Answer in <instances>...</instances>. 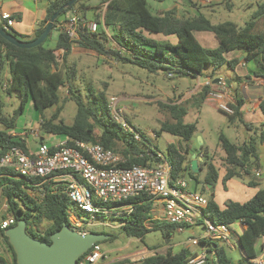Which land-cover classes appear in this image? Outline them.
<instances>
[{
	"label": "trees",
	"instance_id": "trees-1",
	"mask_svg": "<svg viewBox=\"0 0 264 264\" xmlns=\"http://www.w3.org/2000/svg\"><path fill=\"white\" fill-rule=\"evenodd\" d=\"M69 0H51L46 8L45 17L34 36L36 38L45 28L48 19L63 4ZM149 0H76L71 6L61 10L46 39L33 48H19L5 40L0 35V67L4 62L9 66L10 79L7 90L14 91L20 98V105L14 115L9 119L0 117L6 127L14 126V119L20 113L25 102L30 99L34 108L41 113V131L50 132L59 137H72L84 142H99L105 148L122 153L126 158V166L133 164L146 165L156 160V147L147 143L137 145L136 139H141V132L123 129L125 126L115 121L108 108V101L100 93L89 91L90 98L83 100L81 92L74 84L76 67L68 64V56L72 52L73 44L88 50H94L100 55L108 56L119 62H129L146 69L148 72L164 70L174 76L187 75L192 77H213L214 70L227 63L234 69L237 59L226 60L224 53L233 48L245 49L246 60H254L256 70L254 76H264V3L259 4L255 14L242 26L232 21L211 23L204 15L179 16L174 10L153 12ZM76 14L82 19L78 30V38L71 40L59 25L71 15ZM94 20L97 23L95 31H89L85 22ZM0 25L3 21L0 19ZM111 28V33L109 29ZM57 31L53 47L45 45L52 31ZM193 30H209L214 33L219 41L216 48H206L199 44L193 35ZM145 31L176 35L177 42H161L145 35ZM8 32L18 38V35L8 27ZM111 40L115 45H108ZM59 51L60 57H58ZM240 78V77H238ZM243 79L250 80V75ZM239 80V79H237ZM67 87V97L76 105V112L71 123H66L58 118L62 110V98L59 95L61 87ZM209 87L204 86L201 103L206 100ZM89 93L87 94L89 96ZM235 102L232 104L233 114L223 112L228 122L232 125L243 123L247 131L252 129V124L245 122L242 116L244 100L238 91H234ZM208 101V100H207ZM215 106V103L211 100ZM202 103V104H203ZM56 105V110L51 117L44 118L43 111ZM216 107V106H215ZM264 107V101L261 103ZM171 115L176 123L164 124L161 129L172 135L179 136L188 141L196 131L193 123H183L181 118L186 113L182 108L177 109V104L171 105ZM57 122H55V120ZM124 126V127H123ZM131 135V134H130ZM134 137V138H133ZM248 136L241 143L230 141L224 135H219V145L223 150L222 167L224 173L221 177L225 183L233 177L253 175L251 168L260 167V158L257 143L264 138V133ZM42 136L36 141L44 142ZM11 146H18L25 152L29 151L27 140L20 135L0 130V156ZM196 157L201 152H194ZM189 148H178L174 144L167 146V159L172 165L171 178L179 177L181 173L190 168L187 162ZM203 154V153H202ZM205 156V155H203ZM207 165L205 181L211 185L219 178V173L212 161L203 160ZM199 166V165H198ZM199 168V167H198ZM191 170V169H190ZM191 172V171H190ZM192 173V172H191ZM39 178L16 176L8 167L0 169V194L5 200L6 211L14 217L13 226L20 219L26 220V231L32 237L50 242L51 233L59 230L64 223L69 224L67 211L74 207L62 187L57 185L52 188L45 182L42 187V198L38 200L30 195V190L38 191L33 186ZM254 181L249 184L256 185ZM124 202L132 204L129 212L121 214L117 219L121 221V230L128 237H140L151 229H160L165 239L170 237L171 230L177 225L166 222L152 223L146 226L150 218L152 197L142 193L131 197ZM205 217L215 223L233 224L239 222L244 228L240 233H235V244L241 250L243 257L239 264H253L255 258L263 249V245L256 249L260 238L264 237V187L258 188L252 196L243 202L228 201L219 206L213 195L208 198L203 209ZM5 219V215L2 216ZM2 219V220H3ZM42 221L48 224L42 232L38 228ZM0 227V264H16V257L8 237L4 231L8 228ZM210 245L213 255L205 264H231L224 248L218 241H205ZM99 243V242H98ZM195 253L182 247L177 252L167 250L165 253L147 255L137 264H186Z\"/></svg>",
	"mask_w": 264,
	"mask_h": 264
},
{
	"label": "rangeland",
	"instance_id": "rangeland-1",
	"mask_svg": "<svg viewBox=\"0 0 264 264\" xmlns=\"http://www.w3.org/2000/svg\"><path fill=\"white\" fill-rule=\"evenodd\" d=\"M95 1V0H94ZM202 3V2H196ZM205 2L214 9L220 11L222 20H231L242 24L244 21L251 19L253 14L258 9L259 4L264 3V0H214L213 3ZM150 8L155 6L150 3ZM152 9V8H151ZM94 21V20H93ZM57 36V31L53 30L45 45L54 46V41ZM28 41V40H24ZM30 41V40H29ZM60 52L58 55L60 56ZM76 67V79L74 84L81 92L83 100H88L91 96L89 91L100 93L108 101V108L112 118L125 125L123 129L130 131L128 137H132L133 130L141 132L142 138L136 139L135 143L144 146L147 143L154 146L161 153L167 155L168 144H174L178 148L194 150L196 153H203L201 159L197 156L199 170L192 172L189 169L181 173L180 176L187 182V190L197 192L207 198L210 197V185L205 181L207 173V165L203 160L212 161L215 165L219 178L211 185L213 187V200L223 206L226 202L232 200L243 202L247 200L253 192L260 187H264V179L260 178L261 183L256 185L248 184L249 179H256L253 175H244L241 177H233L222 182L224 169L222 167L223 150L219 145V135L222 134L230 141L241 143L248 136L258 135L260 124H255V128L250 131L245 129L235 130V127L230 125L227 116L216 110L211 104H202L199 99L187 98L183 95V90L190 87L194 82L182 78H171L170 76L159 74L157 72H148L146 69L134 65L129 62H119L108 56H103L94 50H74L68 56V64H73ZM229 72L225 66L220 68V73ZM10 70L6 62L0 67V117L9 119L14 115L15 110L20 105V98L14 91L6 89L9 83ZM199 80V78H197ZM185 84V86H184ZM176 86L175 88H172ZM67 87L60 88L59 95L64 99L68 94ZM89 93V96L87 95ZM180 96V97H179ZM185 96V97H184ZM179 99L182 102L177 105V109L182 108L186 113L181 118L183 123H193L196 125V131L191 139L185 144V141L179 136L170 134L161 129L164 124L176 123L172 117L171 105L174 100ZM186 99V100H185ZM206 100L209 101L206 96ZM62 110L58 118H62L66 123H71L75 112L76 105L73 101L67 99L60 101ZM56 105L49 107L43 111L44 118L51 117L56 110ZM41 113L36 110L32 102L27 100L23 110L18 113L14 119L13 127H6L0 121V130L10 132L13 135H21L27 140L30 148H36V139L43 137L47 144L59 139V135L41 131L42 123ZM58 119L55 120L57 122ZM39 132V137L34 138L30 131ZM245 136V137H244ZM134 138V137H133ZM35 139V140H34ZM202 140L204 144L202 145ZM201 149V150H200ZM191 158L187 154L188 159ZM192 173H191V172ZM11 215L6 211L5 200L0 194V222L2 216ZM121 214H97L95 217L86 215L85 222L87 227L92 232L102 233L106 238L99 241V244L106 254L108 259L101 261V264H137L138 261L152 254L165 253L167 250L176 251L173 247H185L187 249L194 248V245L188 243V238L193 234H199L200 230L184 228L178 230L177 227L170 232V237L165 239L160 229H151L145 233L142 238L128 237L121 230V221L117 219ZM164 222L156 220L154 223ZM46 221H42L38 232H42L47 226ZM149 227L152 223L148 224ZM232 229L238 230L236 225L231 226ZM232 242V240H231ZM174 245V246H173ZM224 250L231 259H237L239 254L235 250H230L223 244ZM139 248H145L144 251H137ZM149 250V251H148ZM259 250V248H258ZM264 263V248L260 251ZM259 252V253H260Z\"/></svg>",
	"mask_w": 264,
	"mask_h": 264
},
{
	"label": "built area",
	"instance_id": "built-area-1",
	"mask_svg": "<svg viewBox=\"0 0 264 264\" xmlns=\"http://www.w3.org/2000/svg\"><path fill=\"white\" fill-rule=\"evenodd\" d=\"M192 1L205 3L210 0ZM0 19L8 30L12 22L10 14L2 12ZM81 24L82 19L73 14L61 22L59 28L74 40L78 38ZM85 25L89 31L97 29V23L93 20L85 22ZM167 76L171 77L172 74L168 73ZM203 85L209 87L206 96L215 103L216 108L227 114L234 113L232 104L235 99L226 81L221 78L215 84L210 77H206ZM38 133L30 131L34 138L39 137ZM155 157V161L146 165L126 166L122 153L105 148L99 142H84L64 136L52 144L38 143L34 150L28 152L11 146L0 156V169L8 167L18 177L39 178L33 183L38 191L30 190V195L38 200L42 198V185L45 182L51 184L52 188L61 186L74 205L67 211L68 225L80 234L91 232L85 222L86 215L113 214L116 204L142 193L159 198L163 201L164 222L177 225L178 230L196 224L202 226L203 234L188 238V243L200 248L186 264H205L213 251L202 241L230 240L231 224L215 223L205 217L203 209L208 198L187 190V182L182 176L171 178L172 165L165 154L156 151ZM251 171L260 173L259 169L251 168ZM13 223L14 217L8 215L0 222V227L6 228ZM108 258V254L96 242L79 257L76 264H101ZM251 262L264 264L261 256L251 259Z\"/></svg>",
	"mask_w": 264,
	"mask_h": 264
},
{
	"label": "crops",
	"instance_id": "crops-1",
	"mask_svg": "<svg viewBox=\"0 0 264 264\" xmlns=\"http://www.w3.org/2000/svg\"><path fill=\"white\" fill-rule=\"evenodd\" d=\"M50 1L51 0H0V14L2 12H6L10 14L11 20H12L10 27L18 35L19 39L28 40V41L33 40L40 26L42 19L45 17L46 8ZM149 1L150 3L152 2L155 4V6L151 7L152 8L151 10L153 12H160L164 10H174L179 16H184V17L202 14L205 16V18H207L213 24L227 21V20L221 19L220 11H218L217 9H214L212 6H209L208 4L196 3V2H193L192 0H149ZM213 1L214 0H211V3H213ZM227 2H228L227 6H229V0H227ZM228 21H231V20H228ZM246 21H244L242 24L236 23L234 21L232 22L236 23L239 26H242ZM108 32L109 33L112 32L111 28L109 29ZM144 33L148 37L153 38L157 41L170 42L172 44L177 42L176 35L167 36L161 33H152L148 31H145ZM193 35L196 38V40L199 42V44L203 47L216 48L219 44V41L214 35V33L209 30H193ZM54 44H55V41H54ZM108 45L110 47H114L115 44L111 40H109ZM74 50H88V49L80 47L77 44H73L72 52ZM58 52L59 51H57V53ZM245 53H247L246 50L242 48H233L225 52L224 57L226 60L237 59L238 62L235 64L233 70L229 68L227 63L215 69L213 73L214 75L213 77H211V79L213 81V79L216 77L222 78L229 85V88L231 92L233 93V95H234L235 90L238 91L239 95L244 100L243 101L244 104L241 108L243 120L245 122L251 123L252 128H255L254 126L255 124H260L262 127L261 129H259V132L264 133V107L263 108L261 107V103L264 101V76L263 75L254 76L253 72L256 70V63L252 59L246 60L245 57L247 54ZM58 57L60 56L58 55ZM223 66L227 67L229 69V72L225 71L221 74L220 68H222ZM157 73L166 75L164 70H158ZM247 75H250L249 81L243 79ZM175 77L182 78L181 83H185L186 79L192 80L194 83L190 84V87H187L185 90H183V93H184L183 95L186 96V99L195 98V99H199V101L201 102V96L204 93L203 83L206 78L205 76L192 77V76H187V75H180V76H174L171 78H175ZM197 78H199V80ZM175 87L176 86H173L172 88H175ZM178 100L179 99L177 100L175 99L172 104L178 105L182 103V102H179ZM205 102L208 104H211L216 110H218L212 102L207 101V100H205ZM232 126L235 127V130H237V128L240 130L242 129H245V131L247 130L244 127L243 123L241 122H237L236 124ZM188 141H185L186 145H188L187 143ZM203 144H204V140H202V145ZM34 149L35 148H29V150H34ZM257 149H258L259 158H260V167L258 168L260 173L259 174L253 173L256 179H249V181H254L253 183H261L260 180H258L259 177L264 179V138L261 142L257 143ZM199 157L202 159L203 154L200 153ZM249 181H247L248 184H249ZM131 207H132L131 203L122 202V203L116 204L113 207L114 208L113 213L123 214L127 212ZM162 214H163V201L159 198H152L150 218L146 222V226L149 227L148 224L153 223L156 220L162 221ZM232 225H236L238 227V230L231 228L232 229L231 239L228 241H218V244L222 247H223V244H225V246L228 247L230 250L237 251L239 254L237 259H231L229 256L228 257L232 261L231 264H239L238 263L239 259L243 257V254L241 250L239 249V247L235 244L236 237H235L234 231H236L237 233H240L242 230V227L244 228V226H242L239 222H235L231 224V226ZM188 229H194V230L199 229L200 232L199 234H197V236L203 234V228L200 224L190 226L188 227ZM205 245L207 248L210 246L206 243ZM262 245L264 248V237L259 239L256 245V249L258 250V248H260ZM173 248L176 249V251H173L171 249L172 252H177L181 249V247L179 248L178 246L173 247ZM199 248H200L199 246H195L194 248L189 249V251L195 253ZM144 250L146 249L139 248L137 251H144ZM259 256L262 257L261 252L260 253L258 252L256 257H259Z\"/></svg>",
	"mask_w": 264,
	"mask_h": 264
},
{
	"label": "water",
	"instance_id": "water-1",
	"mask_svg": "<svg viewBox=\"0 0 264 264\" xmlns=\"http://www.w3.org/2000/svg\"><path fill=\"white\" fill-rule=\"evenodd\" d=\"M75 1L69 0L56 10L48 19L43 31L33 40H21L9 33L2 25H0V35L16 47L33 48L46 39L61 10L71 6ZM220 80V77H216L213 83L216 84ZM189 154L191 155L190 169L196 172L199 168L194 150H189ZM212 195L213 187L210 185V196ZM4 234L8 237L15 253L16 264H76L79 257L94 243L106 238V235L92 231L80 234L64 223L59 230L50 234V242H45L27 233L25 219H20L15 225L8 227Z\"/></svg>",
	"mask_w": 264,
	"mask_h": 264
}]
</instances>
